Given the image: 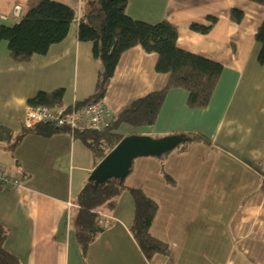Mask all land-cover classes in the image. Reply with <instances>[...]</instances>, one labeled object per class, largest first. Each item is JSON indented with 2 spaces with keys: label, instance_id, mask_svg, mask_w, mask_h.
I'll return each instance as SVG.
<instances>
[{
  "label": "crops",
  "instance_id": "0c3cea01",
  "mask_svg": "<svg viewBox=\"0 0 264 264\" xmlns=\"http://www.w3.org/2000/svg\"><path fill=\"white\" fill-rule=\"evenodd\" d=\"M29 0H0V26H12ZM67 4L75 18L67 36L29 62L10 59L0 41V124L21 132L27 100L38 92L63 89L64 106L93 94L99 62L92 45L77 37L82 0ZM133 19L167 21L177 31V47L221 65L222 71L204 109L187 105L188 93L167 90L153 125L118 126L122 137L154 138L197 133L200 142L178 146L163 162L155 157L133 161L125 191L110 212L101 213L102 232L82 257L72 222L75 199L95 167L86 145L68 132L49 137L25 135L13 152L0 151V167L20 173L22 186H0V224L7 230L5 249L21 264H264V64L257 61L255 34L264 6L248 0H126ZM233 9L242 19L231 20ZM4 17V19L2 18ZM198 33L191 24L209 26ZM157 56L139 46L124 51L102 100L117 115L131 102L163 90L166 74L155 71ZM184 145V144H183ZM160 168L172 178L166 183ZM127 189H138L157 205L149 228L167 254L146 258L131 225L134 203Z\"/></svg>",
  "mask_w": 264,
  "mask_h": 264
},
{
  "label": "trees",
  "instance_id": "16d2710c",
  "mask_svg": "<svg viewBox=\"0 0 264 264\" xmlns=\"http://www.w3.org/2000/svg\"><path fill=\"white\" fill-rule=\"evenodd\" d=\"M83 1V0H82ZM264 6V0H248ZM86 8L78 21L77 37L81 42L92 45V57L99 62L95 89L92 95L81 102L64 106L63 89L52 92H38L27 100V106L62 108L66 112L102 100L107 85L121 54L127 49L139 46L146 53L157 56L155 71L168 76L166 87L131 102L117 115H113L109 124L102 130H70L68 127L56 128L52 124H38L32 128L22 125L21 132L15 133L0 124V151L13 152L20 140L27 134L49 137L59 132H68L81 140L92 154V163L96 166L102 158L122 139L116 133L119 125L132 128L154 124L167 90L180 88L188 93L187 105L191 109H204L211 98L222 67L204 57L189 53L177 47V31L167 21L150 24L131 18L126 13V0H84ZM75 18V11L65 3L54 0H29L26 13L12 26H0V41L7 45L9 57L14 62H29L35 55H44L52 45L61 42L68 34ZM232 21L238 23L242 12L233 9ZM209 26L191 24L192 31L207 33L216 19L208 18ZM260 45L257 61L264 64V20L255 34ZM189 142H200L204 137L197 133L185 134ZM185 143L180 148L186 146ZM179 148V147H178ZM168 153L158 159L163 162ZM160 173L166 183L174 185L162 168ZM14 174V173H12ZM20 176L22 184V175ZM8 186V185H0ZM134 203V218L131 233L146 258L156 254H167V246L153 238L150 225L157 211V205L138 189H127ZM125 191L123 182L110 180L95 187L87 181L79 191L75 203L77 213L72 222L75 240L82 257L85 256L95 236L102 232L101 213L110 212ZM7 230L0 224V264H21L18 257L5 249Z\"/></svg>",
  "mask_w": 264,
  "mask_h": 264
},
{
  "label": "water",
  "instance_id": "95a60500",
  "mask_svg": "<svg viewBox=\"0 0 264 264\" xmlns=\"http://www.w3.org/2000/svg\"><path fill=\"white\" fill-rule=\"evenodd\" d=\"M189 140L190 138L183 133L157 138L138 134L124 136L93 168L87 181L93 183L95 187L110 180L123 182L129 175L135 159L159 158Z\"/></svg>",
  "mask_w": 264,
  "mask_h": 264
},
{
  "label": "built area",
  "instance_id": "2783aa9c",
  "mask_svg": "<svg viewBox=\"0 0 264 264\" xmlns=\"http://www.w3.org/2000/svg\"><path fill=\"white\" fill-rule=\"evenodd\" d=\"M20 6H14L11 16L19 19ZM4 19V17H2ZM112 119V112L103 100L87 103L79 106L71 112L62 108L32 107L26 106L23 125L32 128L38 124H52L56 128L68 127L70 130H102ZM260 175L264 179V162L257 164ZM0 185H8L10 188L21 187V179L18 174H12L9 170L0 167Z\"/></svg>",
  "mask_w": 264,
  "mask_h": 264
},
{
  "label": "rangeland",
  "instance_id": "374dc122",
  "mask_svg": "<svg viewBox=\"0 0 264 264\" xmlns=\"http://www.w3.org/2000/svg\"><path fill=\"white\" fill-rule=\"evenodd\" d=\"M84 1V0H83ZM83 4H85V3H83ZM84 8H86V5L84 6ZM89 177V176H88ZM87 180H88V178H87Z\"/></svg>",
  "mask_w": 264,
  "mask_h": 264
}]
</instances>
